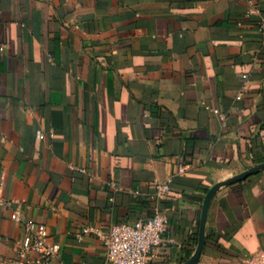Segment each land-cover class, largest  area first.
Returning a JSON list of instances; mask_svg holds the SVG:
<instances>
[{
    "label": "crops",
    "instance_id": "1",
    "mask_svg": "<svg viewBox=\"0 0 264 264\" xmlns=\"http://www.w3.org/2000/svg\"><path fill=\"white\" fill-rule=\"evenodd\" d=\"M0 0V180L63 264L85 227L167 218L151 264L199 250L208 192L264 164V0ZM168 184L159 197L158 186ZM23 228L0 208V264ZM264 250V171L220 190L195 264Z\"/></svg>",
    "mask_w": 264,
    "mask_h": 264
},
{
    "label": "built area",
    "instance_id": "2",
    "mask_svg": "<svg viewBox=\"0 0 264 264\" xmlns=\"http://www.w3.org/2000/svg\"><path fill=\"white\" fill-rule=\"evenodd\" d=\"M257 12L254 1L249 0L248 14ZM264 44V19L259 22ZM169 189L168 184L158 186L159 197ZM0 208L11 211V219L23 228V238L18 242V264H63L60 262L61 246L49 242V230L45 224L23 219L17 209V201L5 195L0 180ZM82 234H93L103 244L106 264H151L153 253L158 249L167 232V218L156 211L154 216L132 223L115 224L110 227H85ZM239 264H264V250L243 256Z\"/></svg>",
    "mask_w": 264,
    "mask_h": 264
},
{
    "label": "water",
    "instance_id": "3",
    "mask_svg": "<svg viewBox=\"0 0 264 264\" xmlns=\"http://www.w3.org/2000/svg\"><path fill=\"white\" fill-rule=\"evenodd\" d=\"M261 171H264V164L257 166L255 168H252L250 170H247L240 174L239 176H236L232 179L226 180L224 182H220L216 184L207 194L204 205H203V212H202V217H201V223H200V246L199 250L193 255V257L186 263V264H195L198 259L200 258L201 250L204 247L205 244V239H206V225H207V212H208V207L215 195L222 190L223 188L229 187L230 185L240 182L247 177L257 174Z\"/></svg>",
    "mask_w": 264,
    "mask_h": 264
}]
</instances>
